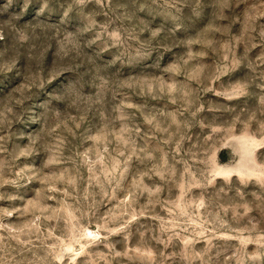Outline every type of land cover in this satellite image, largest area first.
I'll use <instances>...</instances> for the list:
<instances>
[{
	"label": "rangeland",
	"instance_id": "rangeland-1",
	"mask_svg": "<svg viewBox=\"0 0 264 264\" xmlns=\"http://www.w3.org/2000/svg\"><path fill=\"white\" fill-rule=\"evenodd\" d=\"M214 17L109 94L103 115L14 106L57 72L46 54L39 80L0 85V264H240L261 246V46L229 65Z\"/></svg>",
	"mask_w": 264,
	"mask_h": 264
},
{
	"label": "clouds",
	"instance_id": "clouds-1",
	"mask_svg": "<svg viewBox=\"0 0 264 264\" xmlns=\"http://www.w3.org/2000/svg\"><path fill=\"white\" fill-rule=\"evenodd\" d=\"M254 2L0 0V85L16 81L11 87L16 92L21 84L31 83L26 77L39 80L46 68V54L47 64H55L57 72L44 71L42 84L34 85L36 91L25 88L27 105L25 99H17L14 106L32 116H38L40 109L61 107H75L87 116L98 106L103 115L109 94L114 99L121 89L138 86L134 74L158 67L163 52L171 48L170 41L197 29L213 9L214 22L219 25L213 31L231 46L229 65L232 60L246 61L257 45L261 46L259 63H264V23L259 22L264 7L254 9L250 6ZM30 9L34 11L29 18ZM237 23H243L244 29L234 33ZM218 115L223 118L222 113ZM251 119L264 137V109ZM237 259L240 264H264V239L254 252Z\"/></svg>",
	"mask_w": 264,
	"mask_h": 264
}]
</instances>
